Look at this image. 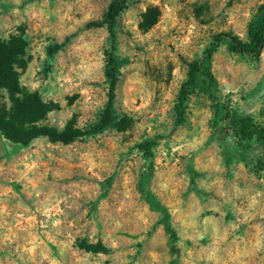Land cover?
Returning a JSON list of instances; mask_svg holds the SVG:
<instances>
[{
  "label": "rangeland",
  "instance_id": "obj_1",
  "mask_svg": "<svg viewBox=\"0 0 264 264\" xmlns=\"http://www.w3.org/2000/svg\"><path fill=\"white\" fill-rule=\"evenodd\" d=\"M109 2L0 0V37L23 32L19 81L53 106L47 122L99 119L112 51L123 126L68 143L0 135V264H264L263 147L224 135L200 74L174 125L187 64L218 33L246 40L263 0H126L113 38L90 24ZM203 65L229 116L264 126V47L252 57L221 40ZM149 141L150 158L139 148Z\"/></svg>",
  "mask_w": 264,
  "mask_h": 264
},
{
  "label": "trees",
  "instance_id": "obj_2",
  "mask_svg": "<svg viewBox=\"0 0 264 264\" xmlns=\"http://www.w3.org/2000/svg\"><path fill=\"white\" fill-rule=\"evenodd\" d=\"M126 5V0H110L102 19L91 22V25L100 26L105 24L113 38V28L116 19ZM224 40L228 49L233 53L256 57L264 47V0L258 7V15L248 24L246 40L237 36L218 33L210 47L207 48L200 58L187 64L185 80L181 83L177 94V102L174 105L175 121L178 126L185 121V102L187 101L190 88L193 86L196 76L202 75L207 81L209 97L217 109L224 114L222 129L224 135H233L238 145L243 148L245 141L253 140L264 149V126L252 121L249 116L232 115L211 93L215 84L214 76L206 70L203 58L209 57L215 51L218 43ZM59 46L48 47L53 54ZM26 40L23 32L18 30L11 33L7 38L0 37V90H5L6 99L0 102V135L12 143L25 146L39 136H45L50 141L68 143L75 138L85 135H93L102 132L108 127L122 129L118 116L113 107L115 90L118 83L119 63L112 51H106L104 76L108 82V95L105 106L100 113L99 119L87 128L75 127L69 121L62 129H57L47 122V115L53 106L42 99L36 91L26 90L19 81L18 68L25 66ZM151 141L141 144L139 148L144 151L146 157H151ZM166 215L165 210H162ZM164 226L170 232V240H175V233L171 230L164 218Z\"/></svg>",
  "mask_w": 264,
  "mask_h": 264
}]
</instances>
